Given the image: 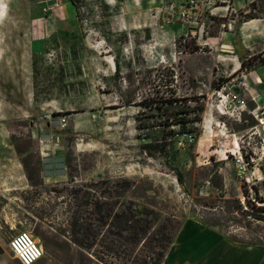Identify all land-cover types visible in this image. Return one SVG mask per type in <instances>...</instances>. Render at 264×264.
<instances>
[{
  "label": "rangeland",
  "instance_id": "obj_1",
  "mask_svg": "<svg viewBox=\"0 0 264 264\" xmlns=\"http://www.w3.org/2000/svg\"><path fill=\"white\" fill-rule=\"evenodd\" d=\"M40 1L0 0V139L12 146L0 147V161L25 159L42 176V159L60 146L49 132L60 138L66 176L31 188L0 167V264H19L8 244L20 232L42 248L37 264H90L70 240V217L81 209L71 193L120 178L140 181L150 189L141 196L182 223L163 264H195L179 249L204 232L231 264L246 253L249 264H264V222L242 214L243 188L264 206V0L231 2L189 25L169 5L127 35L109 29L110 6L81 2L46 47L29 27ZM169 98L199 122L168 127L155 107ZM57 114L63 131L52 127ZM192 127L200 136L189 147L179 133ZM147 139L157 144L150 153Z\"/></svg>",
  "mask_w": 264,
  "mask_h": 264
},
{
  "label": "trees",
  "instance_id": "obj_2",
  "mask_svg": "<svg viewBox=\"0 0 264 264\" xmlns=\"http://www.w3.org/2000/svg\"><path fill=\"white\" fill-rule=\"evenodd\" d=\"M81 2L70 0L76 14ZM178 103V99L169 98L161 103V107H155L158 112H167L168 127L179 126L184 130L186 125L199 122L188 119V113L181 111ZM179 135L189 147H193L200 136L194 127ZM143 146L147 153L157 148V144L153 145L148 139ZM16 150L20 153L18 148ZM21 165L28 185L44 188L40 167L30 166L25 159L21 160ZM177 181H180L178 177ZM148 190L140 181L120 178L84 185L71 193L77 208L81 209L70 217V240L86 252L90 264H163L182 223L173 215H162L145 196H141ZM242 193L248 210L242 214L264 222L261 215L264 206L254 207L248 200L247 190L243 188Z\"/></svg>",
  "mask_w": 264,
  "mask_h": 264
},
{
  "label": "crops",
  "instance_id": "obj_3",
  "mask_svg": "<svg viewBox=\"0 0 264 264\" xmlns=\"http://www.w3.org/2000/svg\"><path fill=\"white\" fill-rule=\"evenodd\" d=\"M116 1L117 0H82V2L87 6L97 7L101 4L110 6V16L107 18L109 29L113 32H124L126 35L128 34L125 33L127 31L137 32V29L140 28V26L143 28L149 27V25H146V27L143 24L139 25L145 22L143 18L148 12L152 13L160 12L162 10L166 11L168 10L167 7L169 5V9L173 7L175 10L177 5L181 2V0H118V3H116ZM41 2L42 0L40 3ZM62 2L63 4L60 7L49 11L46 15L41 14V11L35 12L34 17L30 20L29 27L31 35L41 40L45 47L50 44L52 39H56L60 31L65 30V28L69 24L73 23L74 19L76 18V13L72 4L70 3V0H62ZM146 22L148 23L149 20ZM2 71H4L3 68L0 70V72L2 73ZM261 84L262 82L260 81V84L258 85ZM56 125V122L52 123L53 128H56ZM0 134L6 135V130L0 128ZM35 134L38 135V132ZM48 135H50L49 137L51 138V134H49V132ZM10 144L11 143L8 138L0 139V147H7V149L10 150L12 148ZM59 145L60 146L58 149L52 151L50 155L49 153L46 154L51 156L49 159H42L43 173L41 178L43 184H47V181L49 180H54L57 178L62 179L66 176L62 169H60V167L63 165V159L60 157L62 154V147L61 144ZM53 146L55 145L53 144ZM2 152L3 150L0 151V154H2ZM0 167H6L10 169L8 173H6V176L11 178L13 182H15V180L16 182H20L22 179L26 182L24 172L22 171L19 162L14 160H9L8 162L0 161ZM212 238L213 236L209 232L198 233L197 235L192 234L190 246L185 247L184 249H179V259L191 255L193 258H195V264H231L232 262L228 260H233L234 257L230 254L220 253L219 256H216L217 248L220 246L217 243L220 241H213ZM174 241L171 247L174 246ZM202 243L206 245L203 249L199 248ZM231 251L232 248H230V252ZM247 255L248 254L246 253L244 256H241V261H236L237 264H249Z\"/></svg>",
  "mask_w": 264,
  "mask_h": 264
},
{
  "label": "built area",
  "instance_id": "obj_4",
  "mask_svg": "<svg viewBox=\"0 0 264 264\" xmlns=\"http://www.w3.org/2000/svg\"><path fill=\"white\" fill-rule=\"evenodd\" d=\"M234 1H247V0H181L177 5V17L182 25H189L196 23L197 16L202 12L207 11L210 15H217L218 12L223 10L227 11L231 2ZM63 4L62 0H42L41 13L46 15L49 11L60 7ZM225 8V9H224ZM171 10H174L171 7ZM217 12V13H214ZM260 84V80H257ZM244 91L249 92L247 83L243 85ZM58 128L63 131L66 126V118L59 116L56 119ZM52 143L58 147L60 138L54 136L50 138ZM10 252L19 264H37L43 256L42 248L32 240V238L24 232L14 235L8 244Z\"/></svg>",
  "mask_w": 264,
  "mask_h": 264
}]
</instances>
